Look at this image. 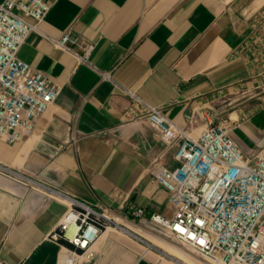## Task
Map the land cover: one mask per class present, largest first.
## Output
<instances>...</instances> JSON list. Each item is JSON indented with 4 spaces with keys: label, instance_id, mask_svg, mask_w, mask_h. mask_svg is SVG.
<instances>
[{
    "label": "crops",
    "instance_id": "1",
    "mask_svg": "<svg viewBox=\"0 0 264 264\" xmlns=\"http://www.w3.org/2000/svg\"><path fill=\"white\" fill-rule=\"evenodd\" d=\"M47 1L41 31L94 44L96 69L35 32L18 50L61 91L29 133L0 145V264H196L171 240L157 236L156 248L118 227L101 231L89 258L53 234L73 199L124 220L138 208L172 214L151 164L175 166L174 150L122 88L193 136L213 118L230 122L246 157L264 147V0Z\"/></svg>",
    "mask_w": 264,
    "mask_h": 264
},
{
    "label": "built area",
    "instance_id": "2",
    "mask_svg": "<svg viewBox=\"0 0 264 264\" xmlns=\"http://www.w3.org/2000/svg\"><path fill=\"white\" fill-rule=\"evenodd\" d=\"M50 4L47 0L0 1V139L17 143L35 120L53 104L61 85L18 57L27 36L35 32L78 62L90 60L94 44L70 31L45 35L39 25ZM74 45L81 48L78 51ZM103 79H112L101 72ZM131 105L157 133L165 148H173L175 166L151 164L154 180L168 191L171 216L134 211L136 220H124L107 207L72 200L53 237L67 241V254L91 256V244L108 226L129 231L130 224L171 240L211 264H264V147L246 157L232 134L229 121L209 118L193 136L167 118L131 88H122ZM116 227V226H115Z\"/></svg>",
    "mask_w": 264,
    "mask_h": 264
},
{
    "label": "rangeland",
    "instance_id": "3",
    "mask_svg": "<svg viewBox=\"0 0 264 264\" xmlns=\"http://www.w3.org/2000/svg\"><path fill=\"white\" fill-rule=\"evenodd\" d=\"M4 143H5V142H4L2 139H0V145H1V144H4ZM120 222H121V220H120ZM111 226H113V227L116 226V227L120 228L121 225L118 223L117 225H111ZM128 230H129V232H131V233H133V234H135V235H137V236H139V237L145 239V240H146L147 242H149L152 246H155L156 248H159V247L157 246V243H158V239H161V238H159V237H157V236H155V235H153V234H150L149 232H146V231H144V230H139L137 226L132 225V224H130V228H129ZM136 231H137V232H136ZM139 233H140V234H139ZM141 233H142V234H141ZM145 237L149 238L151 241L148 240V239H146ZM166 242H167V243H170V244H173V245H176L177 247L183 249L186 253L189 254L187 257H188L189 259H191V260H192L194 263H196V264H211L210 262L204 260V259L201 258V257H198V256L194 255V254L191 253L190 251H188V250L182 248L181 246L175 244L174 242H171V241H166ZM161 244H162V243H161ZM168 249H169V251H170V248H168ZM171 252H172V251H171ZM172 253H174V250H173ZM175 254H178V253H175ZM167 257H168L169 259H170V258H171V259H174V258H172L170 255H167ZM174 260H176V258H175ZM179 263L182 264V262H179ZM188 263L190 264V262H188Z\"/></svg>",
    "mask_w": 264,
    "mask_h": 264
},
{
    "label": "bare ground",
    "instance_id": "4",
    "mask_svg": "<svg viewBox=\"0 0 264 264\" xmlns=\"http://www.w3.org/2000/svg\"><path fill=\"white\" fill-rule=\"evenodd\" d=\"M117 222L119 223L120 222V219L118 218L117 219ZM111 227H113V226H108L107 228H111ZM137 232V231H136ZM140 234V233H139ZM142 234V233H141ZM175 248L176 249H173V248H170V251H172L173 252V250H174V253H178V254H184V251L183 250H181L180 248H178V247H176L175 246ZM169 250V249H168ZM66 254H67V251H66ZM187 256V255H186Z\"/></svg>",
    "mask_w": 264,
    "mask_h": 264
},
{
    "label": "trees",
    "instance_id": "5",
    "mask_svg": "<svg viewBox=\"0 0 264 264\" xmlns=\"http://www.w3.org/2000/svg\"><path fill=\"white\" fill-rule=\"evenodd\" d=\"M64 243H66L67 245H70L67 241H64Z\"/></svg>",
    "mask_w": 264,
    "mask_h": 264
}]
</instances>
